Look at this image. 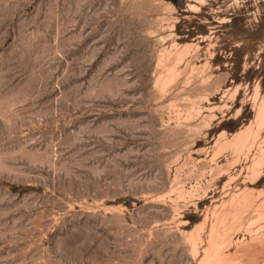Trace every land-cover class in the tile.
<instances>
[{
    "label": "rangeland",
    "instance_id": "374dc122",
    "mask_svg": "<svg viewBox=\"0 0 264 264\" xmlns=\"http://www.w3.org/2000/svg\"><path fill=\"white\" fill-rule=\"evenodd\" d=\"M257 85L264 0H0V264H201Z\"/></svg>",
    "mask_w": 264,
    "mask_h": 264
},
{
    "label": "bare ground",
    "instance_id": "6f19581e",
    "mask_svg": "<svg viewBox=\"0 0 264 264\" xmlns=\"http://www.w3.org/2000/svg\"><path fill=\"white\" fill-rule=\"evenodd\" d=\"M191 8L194 7L191 6ZM189 46L191 47L190 44ZM185 49L181 50L177 54L175 60L180 61L182 59V57L184 56ZM168 71L170 77L176 75L175 66L174 68L171 69L169 68ZM258 89L259 86L257 85V90L255 91V96H254L255 114L253 119L249 123L243 125L239 130H237L236 132L230 135H227L226 131L221 132V134L215 140L213 146L215 148L214 149L215 151L212 157L213 158L212 160L215 161L218 155H220L222 152L230 151L232 149L234 159L231 162H229V164L233 167H236L239 165L238 163L241 160V158L242 160H246L253 155L252 161L250 165L247 167V169L249 171L250 177L252 179H257V180H259V178L264 173V94L257 101L259 95ZM239 115H240V111L238 110V112L235 115L236 120L240 118ZM254 150H256V152H254ZM244 172L245 171L242 167V173ZM233 179L234 178L231 175H229L228 180L232 181ZM226 184L227 183L224 184L223 188L226 187ZM256 191L257 190H255L254 188L245 187L238 194H234L227 202L223 201L221 205L219 206L216 205L215 207H213V210L211 211L213 221L212 224L210 225V230H209V242H208V246L203 250L204 256L200 261L201 264H210L212 262L213 264L215 263L252 264L257 260L258 254L264 250V231L260 230L263 227H259V229L257 230L255 228L256 231L251 232V237L248 240L245 239L240 240V238L239 239L237 238L238 240L233 241V237H232L233 231H240L243 228V226L240 225V219H241V214L243 215L244 212L252 211L257 215V220L259 221L264 220V190L263 189L258 190L259 193H256ZM207 218L208 216L206 215L204 221L201 222L200 224H197L195 228L187 235L189 239L188 241H190L192 246L191 248L194 251H196L197 246H199L198 244L200 243V240L202 238L200 236V233H202L201 231L206 225L205 223ZM253 220H255V218ZM231 245H235L234 247L235 250L233 253L227 254L225 251Z\"/></svg>",
    "mask_w": 264,
    "mask_h": 264
}]
</instances>
